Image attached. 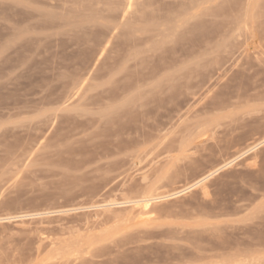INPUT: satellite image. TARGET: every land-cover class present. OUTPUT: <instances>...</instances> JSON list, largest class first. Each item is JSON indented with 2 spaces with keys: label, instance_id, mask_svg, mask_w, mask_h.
I'll return each instance as SVG.
<instances>
[{
  "label": "rangeland",
  "instance_id": "1",
  "mask_svg": "<svg viewBox=\"0 0 264 264\" xmlns=\"http://www.w3.org/2000/svg\"><path fill=\"white\" fill-rule=\"evenodd\" d=\"M0 264H264V0H0Z\"/></svg>",
  "mask_w": 264,
  "mask_h": 264
},
{
  "label": "bare ground",
  "instance_id": "2",
  "mask_svg": "<svg viewBox=\"0 0 264 264\" xmlns=\"http://www.w3.org/2000/svg\"><path fill=\"white\" fill-rule=\"evenodd\" d=\"M225 165H227V164H225ZM224 165V166H225ZM206 178H207V176L205 177V178H203V179H201L200 181H198V182H196V184H194V185H198V184H200L201 182H203L204 180H206ZM193 186V185H192ZM149 196H151V195H149ZM159 197H156V198H152V197H147V198H145V199H143L142 201H140V204H138L139 202H135V204H136V206H138L141 210H143L145 213H147L146 212V210H149V206L151 205V203H149V201L150 200H154V199H158ZM223 246V245H222Z\"/></svg>",
  "mask_w": 264,
  "mask_h": 264
}]
</instances>
